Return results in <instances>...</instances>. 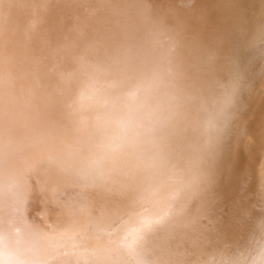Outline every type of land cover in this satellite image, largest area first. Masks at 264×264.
Masks as SVG:
<instances>
[{
  "label": "rangeland",
  "instance_id": "rangeland-1",
  "mask_svg": "<svg viewBox=\"0 0 264 264\" xmlns=\"http://www.w3.org/2000/svg\"><path fill=\"white\" fill-rule=\"evenodd\" d=\"M216 1L0 0V226L8 227L14 219L17 221V215L45 233L72 225L82 227L86 222L89 226L84 228H90L91 233L109 230L118 241L130 242L138 237L137 228L146 234L145 222L163 216L166 222L178 225L171 239L174 244L169 249L154 248L150 242L134 246V255L130 254L140 257L142 263L138 264H218L211 244L218 240L215 236L219 234V218H226L223 210H227L229 202L223 193L230 192L235 184L230 188L227 183L224 150L232 144L229 135L237 116L227 121L224 128L203 131L197 127L202 142L208 133L213 140L201 143L192 152L191 161L183 151L184 144L186 147L192 139L189 132L185 139H172L161 150L147 144H124L118 149L130 154L126 159L127 154L121 155L122 160L110 159L108 163H90L87 167L82 162L103 151L112 153L107 141L113 137L110 133L114 135L107 122L111 118L110 102L128 115L141 111H131L123 105L136 93L132 92L129 77L127 84L114 88L112 83L117 77L113 76L118 71L113 70L119 59L124 62L133 54L146 56V51L138 49L148 35H157L160 54H164L167 64H172L164 70V60L153 59L158 70L157 82L172 86L168 90L171 91L181 88L182 78L188 75L185 67L181 69L178 56L186 55L184 64L189 66L194 62L193 48H197L203 58L209 51L212 35L219 39L230 30L239 31L236 21L242 18L248 25L238 49L240 69L248 67V78L258 76L264 67L258 53L264 48V0H242L232 15H223V9L215 7ZM206 17L212 18L211 23ZM201 23L208 29L201 27ZM67 46L70 49L65 50ZM58 57H63L64 62L70 60L71 65H61L62 58ZM56 61H61L60 70L66 66L67 73L66 69L61 72L67 75L60 73ZM227 61L228 53L220 52L219 64ZM53 69L64 79L56 72L53 74ZM79 88H87L89 94L92 89L97 90L88 97ZM78 91L84 96L79 97ZM98 93L109 97L110 102L99 107L93 104ZM85 105L89 106L82 110ZM93 108L94 114L83 117L87 115L82 112H92ZM155 122L154 134H161L164 127ZM135 124L130 127L140 128ZM115 128L119 131V127ZM4 139L8 142L3 143ZM158 153L163 156L161 164L152 160L157 159ZM180 207L184 212L178 211ZM92 223L100 226L94 228ZM261 225L257 235L260 233L259 238L264 241ZM23 242L10 243L14 246L10 249L16 252L17 244ZM118 251L125 252L119 247ZM11 254L8 251L6 255ZM233 254H228L227 263L234 258L235 251ZM263 259H257L255 264H264Z\"/></svg>",
  "mask_w": 264,
  "mask_h": 264
},
{
  "label": "bare ground",
  "instance_id": "bare-ground-1",
  "mask_svg": "<svg viewBox=\"0 0 264 264\" xmlns=\"http://www.w3.org/2000/svg\"><path fill=\"white\" fill-rule=\"evenodd\" d=\"M217 1L218 7L225 1L222 11H225L224 8H226V14L228 15L230 12L237 10V6L235 5H239L240 7L239 3L242 0ZM219 11L220 8L218 12ZM194 14L196 13L194 12ZM229 17L230 16H228V18ZM42 19L44 18L42 17ZM204 19L206 20L207 17ZM207 20L210 21L212 18H208ZM208 23H211V21ZM208 23L206 22L205 24ZM202 24L203 23H201V25ZM236 24H240L237 28H241L237 32L230 30L224 33L222 37H219V39L215 34L212 35L209 51L203 58L199 55L200 51L197 48H193V50L195 49V54L193 55L195 57L193 60L194 62H191L192 64L190 63L189 66H185L184 63L186 61H183L182 58V61H180L181 69L185 67V71H187L188 75L185 79L182 78L184 85H182L181 88L176 87L171 91L168 90L171 89L172 86L169 88V85L165 86V83L160 84L161 81H159V83L157 82L158 70L154 66L155 62L153 59L155 61L164 60V70H167L165 67L170 68L172 64H167L164 54H160L161 50L157 46L156 34L148 35L142 44H140L138 50L140 52L146 51V56H134L133 54V56L124 59V62L122 59H119L118 64L114 65L113 72L118 71V74L115 72L116 75H114L113 78H117L113 81L112 86L115 88L127 84L126 80L129 77L131 79L130 85L132 87V92L136 94L131 95L130 99L128 98V104L124 103L123 105L130 107L129 110L131 109V111H141H138L139 113L135 115L133 113L132 115H128L122 111V107L117 108L115 104H112L113 102H110V100L108 101L109 97L101 96L99 93L96 94L93 104H97L99 107L101 104V106H104L106 103L110 102L109 105L112 106V111L108 112L111 118H107L109 121H106L110 123L114 135L110 133L111 137H113L111 139L109 138V140L104 138L109 141V149L112 153L103 151L104 153H100L98 157L92 155V158L90 155L91 157L89 156L87 160L84 158L82 162L84 163L83 167H87L90 163H108L110 159L111 161L114 159L122 160L121 157L123 158L125 154H127L125 155L126 159L130 154L127 152L123 153L122 150L118 149L124 144H147L148 147L155 146L157 150H161V148H165L166 144H170L172 139L175 140L177 137H183L185 139L189 132V135H192V139L189 140V142H191L186 147L184 143H180V146L184 144L183 151L187 154V160L191 161L192 152L197 150L196 148L198 146L204 144V141L208 142L211 141V139L213 140V136H209L210 133H208L206 134L207 139L202 142V136L197 134V127L200 126V129L203 131L209 130L211 127H219L218 129L221 127L224 128L227 121L230 122L233 117L237 116L238 121L229 135L232 144H227L224 150V160L227 159L225 169L228 171L227 183L230 188L234 183L235 184L233 189L230 190L231 193L229 191L223 193V197L229 202V205L226 206V211L223 210L226 218H219V234L215 236L218 240L211 245L213 253L219 258L218 264H226L228 262L226 260L228 254L233 256L234 251L236 255L234 258H231L227 264H243L247 260H250L249 264H255L258 263L255 262L257 259L264 258V241H262V238H259L260 233L257 235V232H259L257 229L259 228L262 230L260 225L264 222V67L258 72L257 77L254 76L252 78H248L247 66H244L245 69H240L238 61L240 54L238 57V49L243 41H241V38L244 36L245 26L248 24H246L242 18L238 19ZM236 24L234 26H236ZM204 25L201 27H207ZM199 29L201 30L202 28ZM203 30L204 29H202L201 32ZM194 33L196 32L194 31ZM67 48L68 46L64 49L67 50ZM220 52L228 53L229 55V61L222 65L218 62ZM258 53L262 55V60L264 61V48L259 50ZM245 54L246 53H243V56ZM64 55L65 54H63V56ZM168 56L169 55H167V57ZM67 57L68 56L64 59L66 60ZM59 58L63 59V57H58V59ZM62 59H60L63 62L61 65H71L69 63L70 60L64 62V59ZM61 61H59V63ZM249 61L250 60L247 62L250 63ZM59 63H56L58 64V69ZM254 64L255 63H253V66ZM53 70V74L54 72H56V74L58 73L55 69ZM61 70H64L66 73L68 71L66 66ZM61 70L60 73H63ZM191 70H193L195 75H193ZM60 73H58V75L61 78L63 75L61 76ZM56 76H53V78ZM57 79H55L56 82ZM52 84H55L54 79ZM81 89L87 90V88ZM78 90H80V88ZM82 90L80 91L84 92ZM96 90L97 88L92 89L91 94ZM81 92L78 93L79 97L84 96L83 94V96L80 95ZM86 92L87 96L90 97L91 94H89L88 91ZM78 94L76 95L78 96ZM132 99H135V101ZM81 100H83V98ZM78 101H80V98ZM85 106V108L83 106L82 110H85L89 105ZM94 109L95 108L92 109V112H82L83 115H87L83 117L88 118V115L94 114L96 112ZM125 112L127 111L125 110ZM142 120H144V123ZM156 120L164 127V131L161 134H154L152 127L153 124H156ZM99 121H101V119ZM138 121L139 124H136L139 125L140 128H136L137 126L131 128L132 125L135 124L133 122ZM115 127H119V131H117ZM194 134L195 137H193ZM5 135L2 136V139ZM10 135L11 134H9V136ZM109 135L108 137H110ZM5 140L7 139H4L2 142H6ZM2 145L5 147L6 144ZM170 148L175 149L172 147ZM151 156L152 155L149 157ZM162 157L163 156H160L158 153L157 159L153 158L152 160L161 164ZM181 210L184 212V208L182 209V207H180L178 209V211ZM175 216H177V213ZM14 217L17 221L14 219V222L8 224V227H6V224L0 226V264H138L141 260L139 256H133L134 250L131 249L134 246L136 247L138 245L140 247L150 242L154 245V248L169 249V247L174 244H172L173 240L171 239H173L178 229L176 222L168 223L166 219H162L163 216H161L156 221L145 222V227H147L146 234H143L141 231L142 229L139 230V228H137L135 232H137L136 234L138 237L133 236L134 238L131 240L129 239L130 242H128L126 240L118 241L117 238L110 234L109 230L100 233L96 230L95 233H91L89 231L90 228H84L87 224L86 222L82 223V227L72 225L71 228L67 226L61 231L55 230L53 233H45L44 230H39L33 223L24 222L23 219L20 218L21 216L17 215ZM164 223H167V225ZM182 223L184 222L182 221ZM91 225L94 228L100 226L93 223ZM87 226L89 225L87 224ZM182 229L181 227V230ZM214 230H216L215 227ZM180 233L182 234L183 232ZM257 237L259 239H257ZM27 239L30 240V242L27 241ZM22 240L24 242L17 244L16 247L18 249H16V252L10 249V247H14L9 245L10 243L20 242ZM118 247L125 252L122 253L118 251ZM6 250L7 252L10 251L12 254L6 255ZM130 252H132L133 255H131ZM143 264H146V262Z\"/></svg>",
  "mask_w": 264,
  "mask_h": 264
},
{
  "label": "water",
  "instance_id": "water-1",
  "mask_svg": "<svg viewBox=\"0 0 264 264\" xmlns=\"http://www.w3.org/2000/svg\"><path fill=\"white\" fill-rule=\"evenodd\" d=\"M223 2L225 3V1H223ZM224 3L221 4L222 7L220 6L222 9H223V5H224ZM240 3H241V1H240ZM240 3H239V4H240ZM234 4H235V2H234ZM235 6H238V5H235ZM215 7H218V6L216 5ZM236 8H237V7H236ZM224 10H225V11H221V13H223V15H226V8H224ZM232 12H233V11H232ZM232 12H230V15H232ZM228 15H229V14H228ZM185 57H186V55H182V54H181V56H180V55L178 56V59H180V61H182V58H183V61H186L187 59H186ZM176 59H177V58H176Z\"/></svg>",
  "mask_w": 264,
  "mask_h": 264
}]
</instances>
